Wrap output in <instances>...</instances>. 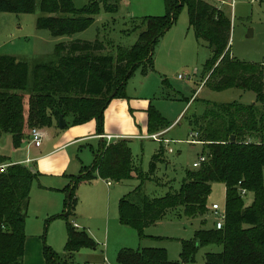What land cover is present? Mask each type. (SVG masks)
<instances>
[{"label": "trees", "instance_id": "16d2710c", "mask_svg": "<svg viewBox=\"0 0 264 264\" xmlns=\"http://www.w3.org/2000/svg\"><path fill=\"white\" fill-rule=\"evenodd\" d=\"M165 13L158 17L130 19L131 31H139L130 47L117 46L110 53L106 46L93 41L72 39L85 30L99 14L117 10L116 2L90 0L76 8L72 0H40L42 16L37 28L47 29L55 37L68 36L57 43L56 60L35 64L14 56H0V136L10 134L18 147L33 127L51 125L62 116L68 124L79 125L96 121V133L103 134V113L112 99L125 98L128 78L137 68L145 74L153 70L154 49L159 38L171 27L182 9L187 8L189 26L195 39L212 49L204 64L205 84L215 91L238 88L252 91L251 104L236 102L215 104L207 101L200 115L188 122L202 142L205 156L199 167L186 170L179 189H171L161 197L149 196L146 181L153 180L157 164L165 161L163 146L152 155L149 169L143 172L133 159L129 140L106 143L100 141L90 166L74 176L66 189L64 211L66 220L65 257L59 258L44 248V264H71L73 254L82 248L94 249L95 242L84 230H76L71 219L77 204L76 189L96 177L111 182L136 179L138 184L118 202V217L122 225L136 230L140 239L144 229L161 221L168 213L185 219L208 215V197L215 182L225 188V219L221 229L195 230L193 237L181 240L180 262L168 259L163 248H122L117 253L118 264H180L194 260L203 246L217 245L219 252H206L205 264H264V63L261 65L235 61L227 49L230 22L220 9L205 0H163ZM35 0H0V12L29 13ZM31 74V86L28 77ZM165 127L159 112L147 109V132L154 134ZM231 136L234 140H231ZM8 158L0 155V165ZM36 174L22 164H13L0 173V264H23L25 218L30 190ZM242 190L245 193L242 194ZM252 202L246 206L244 197Z\"/></svg>", "mask_w": 264, "mask_h": 264}, {"label": "rangeland", "instance_id": "374dc122", "mask_svg": "<svg viewBox=\"0 0 264 264\" xmlns=\"http://www.w3.org/2000/svg\"><path fill=\"white\" fill-rule=\"evenodd\" d=\"M90 0H72L76 8H81ZM103 2V0H100ZM117 3V10L113 13L104 11L102 4L100 12L94 17L92 24L85 30L76 32L72 39L93 41L98 39L105 46V52L112 53L117 46L130 47L138 38L139 30L131 31L135 23L130 19L141 17H158L165 13L163 0H106ZM211 5L218 7L227 16L230 22V35L227 49L235 61L261 65L264 63V0H205ZM42 16L40 11V0H35V8L29 13L0 12V56L10 55L20 61L27 62L30 68L35 64L47 63L56 60L55 47L57 43L68 41V36L55 37L47 29L37 28V19ZM107 53V52H106ZM212 49L195 39L194 33L189 26V15L184 6L180 10L176 21L159 38L155 45L153 70L142 72L141 67L137 68L128 78L125 87V94L134 100L137 109L146 110L150 105L156 109L165 121L163 130L167 131L166 137L172 139L170 147L173 153L165 151V161L157 164L153 180L146 181L144 190L149 196L161 197L171 189H179L185 176L186 170H192V163L200 157L204 151V145L188 144L185 140L193 138V132L189 127L188 120L194 115H200L206 108V102L215 104L240 103L251 104L255 101V94L252 91H243L238 88H227L222 91H215L204 86V64L211 57ZM180 75V77H179ZM31 86V74L28 77V87ZM194 98L193 102L187 101ZM192 98V99H193ZM191 99V100H192ZM146 101L145 104H143ZM258 114L263 111L264 106H257ZM185 113H184V112ZM184 113L181 119H177L180 113ZM104 120V113H103ZM176 120V122H175ZM175 122V123H174ZM174 123V124H173ZM71 124L50 132L53 136L57 133L63 135ZM38 128V127H37ZM45 135L50 130H44ZM104 131V121H103ZM45 136L42 141H46ZM132 156L139 169L147 172L149 162L154 152L160 148V142L150 138L128 139ZM22 144V143H21ZM21 144L15 147L10 134L0 136V154L12 156L14 159L23 154ZM99 140L79 141L68 149V152L76 158L75 163L81 166H90L94 159V153L99 148ZM30 156H32L30 154ZM9 159V158H8ZM11 164L17 162L9 161ZM28 166V165H26ZM34 173L37 175L33 180L30 192V204L28 207L27 222H36L37 217L45 214V210L38 203V192L41 187L48 184H57L61 187L57 192L58 202L65 201L66 193L63 192V181L53 174L45 173L37 168L36 163H31ZM79 170V169H77ZM78 172V171H75ZM77 174V173H76ZM95 179H99L96 177ZM100 180V179H99ZM106 182V181H105ZM104 182V183H105ZM110 194L101 205L100 217L94 218L86 206V196L75 192L78 197L76 214L81 209V215L87 217L91 230L88 227H81L96 243L95 249L82 248L75 252L70 259L71 264H118L117 250L122 246H135L163 248L167 252L168 259L172 262H180L182 249L181 240L193 237L195 230L200 228H211L214 224V215L209 213L194 219L177 218L168 213L161 223L153 224L144 229L147 236L140 239L136 230L123 226L118 219V201L125 193L132 190L138 180L130 179L120 182H111ZM105 185V184H104ZM80 186V185H79ZM87 187V185H81ZM55 188V187H54ZM79 188V187H78ZM57 198L52 199L54 202ZM245 205L252 202V196L247 194L244 197ZM217 204L222 214H225V188L222 183L215 182L211 186V193L208 197V205ZM100 206V205H99ZM98 206V207H99ZM97 207V208H98ZM99 209V208H98ZM75 212V211H74ZM31 213L33 216L31 217ZM39 214V215H38ZM35 216H37L35 218ZM74 219V222H78ZM51 229L37 235V229L33 226L26 237L31 245L39 243L42 249L48 247L60 259L65 257V237L58 228L52 232L54 226L65 220L56 218L53 220ZM160 222V221H159ZM36 224V223H35ZM73 224V223H72ZM59 234V235H58ZM148 235L160 238H150ZM127 248V247H126ZM221 248L217 245L200 247L193 262L180 264H205L204 254L206 252H219ZM106 257V261L104 258Z\"/></svg>", "mask_w": 264, "mask_h": 264}, {"label": "crops", "instance_id": "0c3cea01", "mask_svg": "<svg viewBox=\"0 0 264 264\" xmlns=\"http://www.w3.org/2000/svg\"><path fill=\"white\" fill-rule=\"evenodd\" d=\"M215 7V6H214ZM218 8V7H216ZM219 9V8H218ZM222 11V10H221ZM180 76V75H179ZM208 75L204 76L203 80H206ZM206 86V85H204ZM193 98V96H192ZM191 98V99H192ZM187 101V105L190 102H193L194 98L192 100ZM134 100H131L129 96L125 94V98H115L110 101V103L107 105L106 109L104 110V135H110L112 138L109 141H106L104 138H100L99 135L96 133V121L94 119L89 120L83 124L79 125H73V127L69 128L66 132H64L63 135L55 134L54 136L50 133L52 131H56L53 129L57 125L58 121H55V119L52 120L51 125L48 127L38 128L42 132V139H44L45 136L48 138L46 141H41V145L39 147H35L30 143V136L29 132L27 131L26 137L22 141L20 149L18 151L23 150V154L20 156L15 157V159L11 156L3 155L7 158H9V161L17 162L15 164H22V165H28L29 169H31L33 172L35 171L33 166H30L31 163H36L37 168L45 173H50L55 175L60 179V185H62V181L64 182V188L63 192L66 193V189L69 186L70 182L72 181L74 176H77L81 173L82 168L86 166H81L78 163H75L74 158L70 152H68V149L75 145L79 141H87V140H104L106 143L115 142L120 139H144L149 138L150 135L147 132V109L146 110H138L137 104L133 103ZM146 101L143 103L145 104ZM207 103V102H206ZM207 105V104H206ZM184 112V111H183ZM185 113V112H184ZM184 113H180L177 119H181L184 115ZM176 122V120H175ZM174 122V123H175ZM173 123V124H174ZM189 124V122H188ZM190 127V125H189ZM191 128V127H190ZM44 130H50L47 135H45ZM156 133H162V140L167 139L168 146H166L165 143L162 141L160 142V146H163L165 151L168 153H173V149L170 147V144L173 143L172 139H168L165 135L167 131L160 130ZM195 132L193 131L190 134V137ZM155 134V133H154ZM187 138L185 140L188 144H200L202 145V142L197 141V138ZM151 139V138H150ZM154 140V139H152ZM192 140H195V143H190ZM170 148L171 151L169 152L166 148ZM155 153V152H154ZM153 153V154H154ZM30 154L32 156H30ZM165 157V156H164ZM195 161H193L194 163ZM9 163V162H7ZM192 163V164H193ZM88 167V166H87ZM193 167V166H192ZM194 168V167H193ZM79 169V170H77ZM78 171V172H75ZM77 173V174H76ZM100 179V180H99ZM94 179L90 182H84L81 183L80 186L77 187L76 192L78 193L79 197H81L82 191L83 194L86 196V206L84 208H88L91 213L90 216L94 218H99L101 209V205L103 201H106V196L108 193L110 194V187L112 186L110 180H104V179ZM62 180V181H61ZM106 181V182H105ZM109 181L110 184H107ZM105 182V183H104ZM105 184V185H104ZM81 185H87V187H81ZM55 187V188H54ZM61 186L57 184H48L47 186L41 187L42 190H39L38 197L39 201L38 203L41 204L45 210V214L41 217L36 218V222L29 221L28 219V209L27 214L25 218V235L28 232H31L33 229V226L37 229V235L41 234L43 231V224H45L46 227H44V232L51 229V225L55 224L53 220L56 218H63L59 215L62 214L64 211V204L62 205V202H58L57 198V192L60 190ZM32 190V189H31ZM30 190V192H31ZM61 191V190H60ZM131 191V190H130ZM129 191V192H130ZM127 193L123 194L121 198L126 195ZM67 195V193H66ZM65 196V200H66ZM57 198L54 202H52V199ZM119 198V200L121 199ZM31 198L29 200L30 204ZM119 202V201H118ZM65 203V201H64ZM77 203H78V197H77ZM77 205V204H76ZM100 205V206H99ZM99 206V207H98ZM29 207V205H28ZM76 207V206H75ZM99 209H98V208ZM74 215L71 219V223H73V227L80 231L81 227H88L90 232L93 233L92 228H90L89 223L87 222V217L85 215H81V209H78V214H76V209L74 210ZM211 213V212H210ZM118 214V213H117ZM212 214V213H211ZM39 215V214H38ZM33 216V213H31V217ZM209 216V214H208ZM77 217L78 222H74V219ZM64 219V218H63ZM119 219V217H118ZM65 220V219H64ZM120 222V221H119ZM157 222V223H161ZM36 223V224H35ZM156 223V224H157ZM121 224V223H120ZM122 225V224H121ZM124 226V225H123ZM55 228H58L61 233L64 234V237H67L66 233V220L65 225L59 223L54 226L53 231H56ZM58 234V235H59ZM150 238H160L158 236L154 235H148ZM27 237L25 238V244H24V254L22 258L23 264H44L45 263V257H44V250L40 246L39 243L32 244L30 248V244L28 243ZM66 242V239H65ZM133 248L132 246H122L119 247L117 252L122 248ZM140 248L141 244L139 243V246H135V248ZM95 249V248H94ZM91 249V250H94ZM104 261H106V257L104 258Z\"/></svg>", "mask_w": 264, "mask_h": 264}, {"label": "built area", "instance_id": "2783aa9c", "mask_svg": "<svg viewBox=\"0 0 264 264\" xmlns=\"http://www.w3.org/2000/svg\"><path fill=\"white\" fill-rule=\"evenodd\" d=\"M263 78H264V73L262 74ZM180 77V76H179ZM29 136H30V143L35 146V147H39L41 145V141H42V132L37 128V127H33L30 132H29ZM162 133H155L149 136V138L154 139L156 141H162L163 143L166 144V146H168V140L167 139H163L161 138ZM194 138H197L198 133L195 132L193 134ZM100 138H104L106 141H109L112 137L110 135H99ZM190 143H195V140H192ZM169 152L171 151L170 148H166ZM205 156L201 155L200 157H198V159L192 164V166L194 168H197L200 166V164L205 161ZM13 164L11 163H4L0 165V173H3L6 171V169L11 166ZM107 184H110L109 181ZM242 194L245 193V190H242L241 192ZM211 213L214 215V226L216 229H221L224 223V219H225V214H222L219 206L217 204H212L211 205Z\"/></svg>", "mask_w": 264, "mask_h": 264}, {"label": "water", "instance_id": "95a60500", "mask_svg": "<svg viewBox=\"0 0 264 264\" xmlns=\"http://www.w3.org/2000/svg\"><path fill=\"white\" fill-rule=\"evenodd\" d=\"M57 125H58L59 128H63L66 125V122H65V120H64V118L62 116L58 117ZM231 140H234L233 136H231Z\"/></svg>", "mask_w": 264, "mask_h": 264}]
</instances>
